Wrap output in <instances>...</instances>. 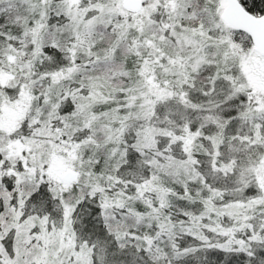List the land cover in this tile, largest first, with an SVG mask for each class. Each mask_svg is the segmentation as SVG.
<instances>
[{
  "label": "snow or ice",
  "instance_id": "snow-or-ice-1",
  "mask_svg": "<svg viewBox=\"0 0 264 264\" xmlns=\"http://www.w3.org/2000/svg\"><path fill=\"white\" fill-rule=\"evenodd\" d=\"M0 264H264V0H0Z\"/></svg>",
  "mask_w": 264,
  "mask_h": 264
},
{
  "label": "trees",
  "instance_id": "trees-1",
  "mask_svg": "<svg viewBox=\"0 0 264 264\" xmlns=\"http://www.w3.org/2000/svg\"><path fill=\"white\" fill-rule=\"evenodd\" d=\"M215 259V258H214Z\"/></svg>",
  "mask_w": 264,
  "mask_h": 264
}]
</instances>
